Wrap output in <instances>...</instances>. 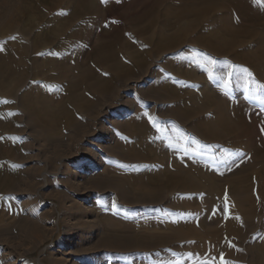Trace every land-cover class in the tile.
<instances>
[{
    "label": "rangeland",
    "instance_id": "374dc122",
    "mask_svg": "<svg viewBox=\"0 0 264 264\" xmlns=\"http://www.w3.org/2000/svg\"><path fill=\"white\" fill-rule=\"evenodd\" d=\"M188 1L206 3L210 0H101L100 10L89 21L75 19L72 32L82 31L83 34L56 47L48 46L42 50V58L55 54L54 51L65 56L75 45L79 52L72 54L71 61L74 62L78 54L88 62L93 61L99 45L119 43L132 34L134 28L154 19L161 27L167 22L164 12L173 15ZM219 2L237 30L256 32L255 36L241 37L247 40L246 48L264 42V5L254 0ZM47 8L51 6L46 5ZM59 11L45 23L23 25L24 21L20 30L28 29L31 34H9L1 37L0 42L16 40L21 45L35 39L43 30L54 31L59 25L55 18L67 16L63 8ZM175 23L178 25L175 31L185 36L180 31L182 23ZM211 23L205 21L202 28L216 30V25ZM252 58L250 65H245L194 45H186L169 55H156L138 81L129 88H122L117 101L105 102L98 114H94V124L83 130V134L90 137L84 140L79 137L81 151L75 157V151L69 147L71 132L57 134L62 146L57 154L58 141L42 140L27 130L24 140L31 145L24 149L26 157L12 145L8 156L11 159L6 158L0 164L1 173L7 174L12 183L6 189L9 193L0 201V264H196L197 255L204 256L201 264H224L230 260L221 262L218 258L228 253L241 256L231 264H264L247 253L250 245L264 240V204L261 202L264 64L259 55ZM241 69H247L251 76ZM30 77L36 88L42 85L38 75ZM165 85L171 94L160 92L159 88ZM208 88L228 98L229 115L237 127L232 136L240 134L235 143L204 139L211 109H206L199 118L175 115L173 111L175 106L184 105L183 100L189 99L193 92L201 96ZM239 89L245 94H240ZM4 98L2 102H14ZM85 122L82 120L83 124ZM127 124L135 128L138 143L126 134ZM133 148L141 150L140 153L129 154L127 150ZM156 148L162 153L186 158L196 166L203 181L209 179L220 189L215 200L201 203L207 198L206 192L183 193L181 188L175 191L167 181L157 178L163 164L155 160ZM185 151L189 155H185ZM243 177L247 178L243 185L245 195L250 197L246 208L253 205L259 208L251 220L245 219L241 208L238 209L229 185ZM146 187L158 190V195L153 193L144 198ZM33 224L38 227L37 231L30 229ZM209 226L212 230L205 233ZM182 231H188L187 235L181 237ZM224 232L236 242L233 253L224 247L228 237L221 236ZM216 236L219 237L213 245L211 242ZM168 237H171L169 243L166 242ZM105 239L126 244L110 246L104 243ZM194 245L198 249L193 253ZM110 248L124 252L107 250ZM243 256L247 262L242 260Z\"/></svg>",
    "mask_w": 264,
    "mask_h": 264
},
{
    "label": "bare ground",
    "instance_id": "6f19581e",
    "mask_svg": "<svg viewBox=\"0 0 264 264\" xmlns=\"http://www.w3.org/2000/svg\"><path fill=\"white\" fill-rule=\"evenodd\" d=\"M46 5L51 6L50 10L46 9ZM100 5L101 0H0V38L14 33H19L21 36H24L26 32L31 34L28 29L20 30L24 21L23 25L45 23L56 11L63 8L67 12L66 17L61 15L55 18L59 25L54 31L43 30L32 41L26 40L21 45L16 40L6 43L0 42V47L3 49L2 52L0 51V164L5 162L6 158L11 159L8 156L11 154L12 145L15 151H20L26 157L27 154L24 153V149L30 148L31 145L24 140L27 130L35 133L42 140L52 143L59 140L57 134L64 135L66 132H71L70 137H68L71 142L69 147L75 151L73 155L75 157L81 151V141L90 137L83 134V130L86 131L88 127L92 126L91 123L94 124V114H98L105 102L117 101L122 88H129L130 84L138 81L139 75L150 67L149 65L156 55H169L186 45H194L209 51L213 55L229 57L231 60L245 65H250L252 56L259 55L260 61L264 64V42L253 48H246L247 40H241V37L255 36L256 32L241 33L240 30H237L228 16L229 14L223 12L224 9L219 0H210L206 3L188 1L173 15H171L172 13L169 15L166 11L164 16H167V22L161 27L157 26V19H154L134 28L132 34L122 38L119 43H103L99 45L93 61L88 62L80 54L77 55L74 62L71 61L72 54L79 52L75 45H73L70 54L65 56L54 51L55 54H48L46 59L42 58L41 52L48 46L56 47L58 43L83 34L82 31L80 33L72 32L71 28L76 22L75 19L79 17L89 21L100 10ZM205 21L214 23L211 24L216 25V30L202 28ZM175 22L182 23L179 24L183 25V29L180 31L185 36L181 37L180 32L175 31L178 26ZM192 34H195L193 39L190 38ZM188 40H191L190 44H186ZM262 41L264 40L262 39ZM215 67L217 68V66ZM31 75H38L42 85L36 88V83L30 79ZM28 84H30L29 88L25 89ZM20 89H22V93H20ZM159 90L161 93H170V88L166 85L160 87ZM238 91L240 94H245L242 89ZM4 97L11 98L14 102L12 104L7 100L2 102L1 99H5ZM152 98L159 101L155 97ZM188 101H190L189 104H187ZM227 102V97H223L222 94L208 88L207 91H202L201 96L193 92L189 99L183 100L184 105L175 106L173 111H175V115L197 116L199 118L206 109H211L212 114L210 117L207 115V123L209 124L208 127H205L206 136L204 139L211 142L232 141L235 143L238 141L236 136H240V134L232 136V131L237 127L229 115ZM82 120L86 122L83 124ZM124 130L126 134L135 138V128L132 124H127ZM10 134L13 135L12 138H7L6 136H10ZM79 137L82 138L81 141H79ZM135 139L137 142L138 139ZM57 143L58 145L55 146L58 154L61 152L62 146L59 141ZM7 144L8 148H6ZM127 151L131 154L132 151L140 153L141 150L133 148ZM142 154L144 156V151ZM154 156L156 161L163 164L161 170L158 171L160 173L157 178L167 181L172 189L181 188L183 193L204 191L207 198L202 199L201 203L209 204L215 200L214 197L218 195L220 189L209 179L203 181L201 171L190 164L189 160L162 153L157 148ZM8 177L0 170V201L4 194L9 193L6 189L12 186ZM155 180L152 181L153 184L156 183ZM246 182L247 178L245 177L236 178L229 185L234 198L237 200L238 209L241 208L245 219L251 220L252 215L259 208L254 207V205L248 208L245 206L250 199L249 196L245 195L246 189L243 185ZM262 190L261 202L264 204V185ZM153 193L156 196L159 191H151L150 187H146L143 190V197L147 198ZM138 199L141 200V198ZM210 217L207 219L210 220ZM190 228H193V225ZM30 229L37 231L38 227L33 224ZM197 229L201 230V228ZM237 229L239 230L240 227ZM210 230L212 229L209 226L205 233ZM187 233L188 231H182L179 235L184 237ZM225 234L228 237L224 247L231 252L236 242L226 232L222 233L221 236ZM217 237L219 236L212 239L213 245L217 242ZM169 240L171 237H168L166 242L169 243ZM256 242L247 248V253L248 256L255 258L256 262H262L264 261V240L262 238L261 242ZM104 243L110 246L111 244H126L124 241H111L109 239H105ZM133 247L143 249L139 246ZM196 249L198 247L194 245L191 251L194 253ZM107 250L124 252L111 250V248ZM203 258V255H197L194 257V261L196 264H201ZM239 258H241L239 254L229 255L228 253L219 256L218 259L221 262L226 260L235 262L239 261ZM242 260L246 261V256H243Z\"/></svg>",
    "mask_w": 264,
    "mask_h": 264
},
{
    "label": "snow or ice",
    "instance_id": "6c2138e0",
    "mask_svg": "<svg viewBox=\"0 0 264 264\" xmlns=\"http://www.w3.org/2000/svg\"><path fill=\"white\" fill-rule=\"evenodd\" d=\"M254 3H259L261 5H264V0H254ZM0 50H3L2 47H0ZM242 72L244 73H247L249 76H251V73H248V70L247 69H241ZM229 76H232L234 75V73H228ZM185 155H189V152L188 151H185L184 152ZM113 208L115 209L116 208V205L113 204ZM224 264H231V262H224Z\"/></svg>",
    "mask_w": 264,
    "mask_h": 264
}]
</instances>
